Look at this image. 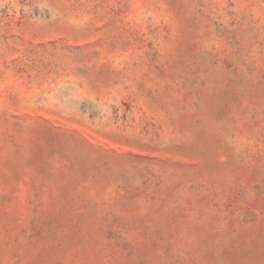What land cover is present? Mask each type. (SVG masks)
<instances>
[{"label": "rangeland", "instance_id": "1", "mask_svg": "<svg viewBox=\"0 0 264 264\" xmlns=\"http://www.w3.org/2000/svg\"><path fill=\"white\" fill-rule=\"evenodd\" d=\"M0 264H264V0H0Z\"/></svg>", "mask_w": 264, "mask_h": 264}]
</instances>
